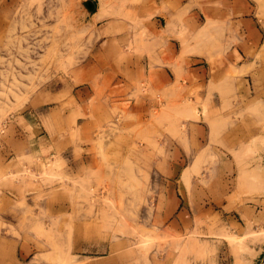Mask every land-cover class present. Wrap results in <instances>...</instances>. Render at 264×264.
<instances>
[{"label": "rangeland", "instance_id": "obj_1", "mask_svg": "<svg viewBox=\"0 0 264 264\" xmlns=\"http://www.w3.org/2000/svg\"><path fill=\"white\" fill-rule=\"evenodd\" d=\"M84 1L0 0V136L19 126L21 117L96 80L87 76L85 63L105 18L93 15L94 0L92 12ZM142 1L99 2L112 9ZM232 1L177 4L183 13L199 12L204 34L198 53L217 76L204 96L179 86L166 91L160 112L133 111L126 122H115V111L87 129L61 120L50 127L63 141L55 152L31 160L35 169L0 175V190H11L15 200L0 229L36 247L23 264H86L110 254L125 264H164L163 258L165 264H264V0H244L245 14L231 11L228 22L211 18L212 10ZM239 17L249 19L260 38L256 48L246 46L241 66L233 63L232 50ZM179 25L183 38L184 19ZM146 92L138 84L132 96ZM197 123L204 125L198 142ZM68 146L71 159L63 149ZM174 150L185 160L175 176L172 230L162 217L165 170ZM180 210L187 211L186 225L176 220Z\"/></svg>", "mask_w": 264, "mask_h": 264}, {"label": "crops", "instance_id": "obj_2", "mask_svg": "<svg viewBox=\"0 0 264 264\" xmlns=\"http://www.w3.org/2000/svg\"><path fill=\"white\" fill-rule=\"evenodd\" d=\"M94 1L96 8L93 15L105 19L96 26L95 31L99 34V40L95 45L94 55L85 63L87 64L85 71L87 76L92 74L96 80L71 88L67 99L46 107L44 111L31 112L29 116L21 117L19 126L15 125L1 135L0 175L14 174L22 166L35 169L36 162L29 165L31 160L44 159L45 154L55 152L57 145L63 141L60 142L52 134L50 127L54 126V123L62 120L65 124L69 121L73 122L72 127L87 129L93 126L94 122L108 118L112 111H115V122H118L119 117L126 122L128 119L126 116L133 111L142 113L143 116L151 109L160 112L166 105L165 94L168 89L181 86L185 90L195 89V94L202 95L209 81L217 77L216 74L211 75L207 60L198 53V40L204 31L203 26L198 25L197 10L184 13L179 11L177 4L180 0H143L134 8L126 5L121 7L119 3L112 9H107L99 2L100 0ZM102 7L105 11L100 9ZM246 9L244 0H233L225 9L212 10L211 18L228 22L231 11L239 16L244 15ZM179 18L185 21L182 27L183 38L179 36V33H182ZM240 20H243L242 27L233 29L238 41L237 46H232L233 63L237 66H241L245 59L243 54L246 53V46L256 48L260 42L257 29L252 26L249 19L239 17L236 21ZM245 29L248 43L244 36ZM138 84H144L148 92L135 98L132 94ZM151 90H157V93L152 95ZM189 99L193 101L195 95H190ZM194 126L198 142L200 141L198 136L202 137L204 132V125L197 123ZM63 149L66 151V159L67 157L71 159L73 148L68 146ZM176 152L174 150L169 156L171 163L165 170L167 178L165 198L168 201H165V212L162 217V222L172 230L175 223L169 220V214L175 209L173 205L177 203L175 176H178L179 166L185 160L182 151ZM87 158L90 157L85 154L83 159ZM71 162L75 169L80 167L78 161ZM0 191L5 194L1 196L0 201V221L3 220L5 223V214L15 200L11 190ZM186 214L187 211H179L176 218L178 223L187 224ZM33 245L27 240L19 241L12 235H5V231L0 229V264H23L29 255L35 252L33 248L36 247ZM162 261L165 264L164 258ZM125 263L126 261L123 262L115 254L98 256L86 262V264Z\"/></svg>", "mask_w": 264, "mask_h": 264}, {"label": "water", "instance_id": "obj_3", "mask_svg": "<svg viewBox=\"0 0 264 264\" xmlns=\"http://www.w3.org/2000/svg\"><path fill=\"white\" fill-rule=\"evenodd\" d=\"M83 5L85 6L87 12H92L94 9V4L89 0L84 1Z\"/></svg>", "mask_w": 264, "mask_h": 264}]
</instances>
